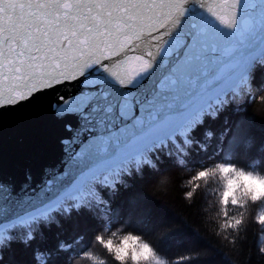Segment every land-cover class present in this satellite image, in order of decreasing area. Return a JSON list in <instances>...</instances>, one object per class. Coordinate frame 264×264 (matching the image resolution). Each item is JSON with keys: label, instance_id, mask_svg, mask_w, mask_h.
I'll return each mask as SVG.
<instances>
[{"label": "snow or ice", "instance_id": "6c2138e0", "mask_svg": "<svg viewBox=\"0 0 264 264\" xmlns=\"http://www.w3.org/2000/svg\"><path fill=\"white\" fill-rule=\"evenodd\" d=\"M253 61L264 64V0H0V122L10 114L47 131L74 115L93 126L70 157L78 171L60 207L95 201V186L131 162L182 153L202 116L243 89ZM231 165L218 166L226 182L243 175ZM12 205L0 195V208ZM37 215L14 216V227Z\"/></svg>", "mask_w": 264, "mask_h": 264}, {"label": "trees", "instance_id": "16d2710c", "mask_svg": "<svg viewBox=\"0 0 264 264\" xmlns=\"http://www.w3.org/2000/svg\"><path fill=\"white\" fill-rule=\"evenodd\" d=\"M252 83L256 90L251 96L202 116L179 155L175 150L171 156L152 153L153 165L131 168L111 185L97 184L100 202L52 211L28 227L6 230L0 264H90L77 257L90 246L106 256L100 245L92 244L93 235L105 225H123L124 231L142 234L171 264H264L257 247L264 228L252 219L264 201L247 206V223L238 234L228 229L217 235L211 213L222 189L218 173L184 186L196 171L220 163L264 173V64L254 70ZM190 190L194 194L187 197ZM225 211L224 219H229L243 210L229 203ZM107 264H114L111 257Z\"/></svg>", "mask_w": 264, "mask_h": 264}, {"label": "water", "instance_id": "95a60500", "mask_svg": "<svg viewBox=\"0 0 264 264\" xmlns=\"http://www.w3.org/2000/svg\"><path fill=\"white\" fill-rule=\"evenodd\" d=\"M257 63L252 62L246 72L247 79H251ZM58 90L66 97L78 92L72 86H58ZM198 90V87L194 88L190 94L194 95ZM63 119L68 122L64 126L50 125L47 131H38L24 123H16L10 114L3 116L0 122V188L3 191L0 195L10 194L19 205L0 208V227L15 224L14 216L26 210H31L33 215H41L45 209H58L57 197L66 190H74L68 180L77 174L78 168L70 157L80 150L78 145L87 146L84 138H92L89 128L93 126H85L74 115ZM95 131L98 133L100 129L95 128ZM64 140L69 143L65 145ZM113 154L114 150L110 151V155Z\"/></svg>", "mask_w": 264, "mask_h": 264}, {"label": "clouds", "instance_id": "9594fccd", "mask_svg": "<svg viewBox=\"0 0 264 264\" xmlns=\"http://www.w3.org/2000/svg\"><path fill=\"white\" fill-rule=\"evenodd\" d=\"M219 165H223V163ZM230 167L237 169L243 175H234L231 180L226 182L223 172L216 167L196 171L184 183V186L188 187L192 185L193 181L197 180V177H199V180L207 181L218 173L219 180L222 182V189L219 192L218 199L215 201L216 210L211 213L217 225V235L226 233L228 229L238 234L239 229L242 226H246L247 223V206L250 203L264 201V199H261V197H264V173L260 171L253 172L251 170L245 171L235 165H231ZM202 172H207L208 175L203 176ZM229 203L233 206H238L243 211H240L229 219H224L227 216L225 206ZM209 207H212V205H209ZM205 211L207 212L208 209L206 208ZM252 219L261 228H264V207L258 209ZM229 239L233 240L234 237ZM92 244L100 245L106 256H100L90 246L77 257V260L84 259L89 261L90 264H107V257H111L114 264H171L166 257H162L156 251L154 246L142 234L124 231L123 225L118 226L117 229H112L110 225H105V227L93 235ZM257 247L258 251L264 254V232L259 234ZM73 264H75V261Z\"/></svg>", "mask_w": 264, "mask_h": 264}, {"label": "bare ground", "instance_id": "6f19581e", "mask_svg": "<svg viewBox=\"0 0 264 264\" xmlns=\"http://www.w3.org/2000/svg\"><path fill=\"white\" fill-rule=\"evenodd\" d=\"M243 86L246 87V89H251L252 88V86L249 84L248 81ZM236 94H239V92H237Z\"/></svg>", "mask_w": 264, "mask_h": 264}, {"label": "rangeland", "instance_id": "374dc122", "mask_svg": "<svg viewBox=\"0 0 264 264\" xmlns=\"http://www.w3.org/2000/svg\"><path fill=\"white\" fill-rule=\"evenodd\" d=\"M251 91H252V89H251ZM244 95H245V93L242 94V96H244ZM97 199H98V197H97Z\"/></svg>", "mask_w": 264, "mask_h": 264}]
</instances>
